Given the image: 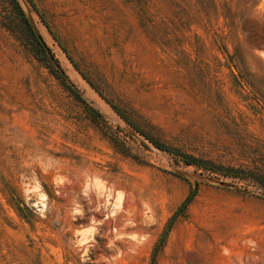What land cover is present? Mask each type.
I'll return each instance as SVG.
<instances>
[{
  "label": "rangeland",
  "instance_id": "obj_1",
  "mask_svg": "<svg viewBox=\"0 0 264 264\" xmlns=\"http://www.w3.org/2000/svg\"><path fill=\"white\" fill-rule=\"evenodd\" d=\"M258 178L264 0H0V264H264Z\"/></svg>",
  "mask_w": 264,
  "mask_h": 264
},
{
  "label": "water",
  "instance_id": "obj_2",
  "mask_svg": "<svg viewBox=\"0 0 264 264\" xmlns=\"http://www.w3.org/2000/svg\"><path fill=\"white\" fill-rule=\"evenodd\" d=\"M196 189H197V183L195 182L193 190H192L191 193L189 194L188 198H187V199L181 204V206L178 208V210L175 212V214H174L173 217L171 218V220H170V222H169V224H168V226H167L165 232L163 233L162 237L166 234L167 230L170 228V226H171V224H172V222H173L175 216L177 215V213H178V212L182 209V207H183V206L189 201V199L195 194ZM161 239H162V238L159 239L158 244L161 242Z\"/></svg>",
  "mask_w": 264,
  "mask_h": 264
},
{
  "label": "trees",
  "instance_id": "obj_3",
  "mask_svg": "<svg viewBox=\"0 0 264 264\" xmlns=\"http://www.w3.org/2000/svg\"><path fill=\"white\" fill-rule=\"evenodd\" d=\"M40 45H41L42 49L47 50V46H46V44L43 41L40 42ZM258 181H260L262 184H264V179L258 178Z\"/></svg>",
  "mask_w": 264,
  "mask_h": 264
}]
</instances>
